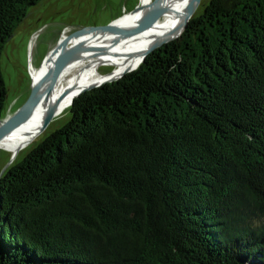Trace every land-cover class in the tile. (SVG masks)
<instances>
[{"label":"trees","instance_id":"16d2710c","mask_svg":"<svg viewBox=\"0 0 264 264\" xmlns=\"http://www.w3.org/2000/svg\"><path fill=\"white\" fill-rule=\"evenodd\" d=\"M37 1L0 0V59ZM69 110L0 177V264H264V0H210Z\"/></svg>","mask_w":264,"mask_h":264},{"label":"rangeland","instance_id":"374dc122","mask_svg":"<svg viewBox=\"0 0 264 264\" xmlns=\"http://www.w3.org/2000/svg\"><path fill=\"white\" fill-rule=\"evenodd\" d=\"M154 1L38 0L28 9L26 16L17 25L15 32L2 50L0 63L8 87V98L1 111V119L12 116L27 102L33 91V84L35 85V76L40 73V68L48 54L67 33L77 27L111 23L124 15L133 13L132 11L141 5H143L141 16L149 19L153 16ZM209 1L201 0L193 17L203 12ZM141 16L134 15L133 17ZM138 22L140 21L128 23ZM83 31L78 32L73 37ZM71 43L73 42H70L68 46ZM98 68L99 73L110 74L115 70L116 65L102 63ZM77 74L74 73L73 77ZM66 82L65 79L61 85H58L59 88L57 87V89L60 90ZM70 101L57 109V113L50 120L45 130L22 147L15 157H13L12 150L0 147V176L8 165L7 169L21 161L40 141L70 119V105H68Z\"/></svg>","mask_w":264,"mask_h":264},{"label":"bare ground","instance_id":"6f19581e","mask_svg":"<svg viewBox=\"0 0 264 264\" xmlns=\"http://www.w3.org/2000/svg\"><path fill=\"white\" fill-rule=\"evenodd\" d=\"M189 1L162 0L155 20L153 16L149 19L142 17V9L116 20L117 23L125 25L137 24L128 22L144 20V25L148 27V30L143 34L120 35L84 30L71 38L70 42L73 43L68 46L65 66L55 88L38 104L31 116L0 139V147L13 152L21 149L40 133V127L53 105H57L58 109L71 100L68 104L70 105L73 98L84 88L97 85L109 77H119L127 70L136 68L142 61L145 51L158 36L177 29ZM134 15L141 17H133ZM58 55V50H53L48 54L40 68V73L35 76L36 87L41 86L45 79L49 80L50 71ZM102 63H112L116 65V68L110 74H101L98 67ZM74 73H78L77 76L73 77ZM65 79L66 84L58 90V85H61Z\"/></svg>","mask_w":264,"mask_h":264},{"label":"water","instance_id":"95a60500","mask_svg":"<svg viewBox=\"0 0 264 264\" xmlns=\"http://www.w3.org/2000/svg\"><path fill=\"white\" fill-rule=\"evenodd\" d=\"M200 2H201V0H190L189 1V3L186 6V9L184 11L181 23L177 27V29H175L172 32L167 33L163 36H158L153 41V43L150 45V47L143 54L142 61L145 59V57L150 52H152L156 48L161 47L162 45H164V44H166V43H168L174 39H177L178 37H180L184 33V31L187 29L188 24H189L190 20L192 19L193 14H194V12H195V10H196V8ZM161 3H162V0H155L153 2V11L154 12H153L152 18L154 20L156 19L157 12L159 10ZM142 6L143 5L139 6L138 8H136L132 12H137L138 10H140L142 8ZM144 23H145V21L143 20V21L138 22L137 24L125 25V24H119L115 20V21L108 23V24H105V25H90V26L77 27V28L73 29L71 32L67 33L64 37H62L59 44L53 49V50H58L59 55H58V59L54 65L52 71H50L49 80L45 79L43 84L39 87H36L33 84V91L31 93V96L29 97L27 102L20 109H18L16 111V113H14L12 116H10L6 119H1V116H0V139H2L7 133L12 131L15 127H17L19 124H21L23 121H25L29 116H31V114L36 110L38 104L43 99L47 98L51 94V92L55 88V85L58 81L60 74L62 73V71L64 69L68 44L71 41V38L75 34H77L80 31H83V30H92V31L101 32V33H114V34H120V35L143 34L144 32H146L148 30L147 29L148 27H146L144 25ZM136 68H132V69L127 70L124 74L120 75L119 77H109L97 85H92V86L84 88L73 98L70 105H72L74 103L75 98L78 97L81 93H83V92H85V91H87L93 87L102 85L105 82L117 80V79L121 78L123 75H125L127 72L132 71ZM57 107H58L57 105H53L50 108L47 116L45 117V119H44V121L40 127V131H39L40 133H42L45 130V128L47 127L50 120L57 113ZM19 150L20 149H17L13 152V157H15L17 155ZM7 167L3 170L1 176L5 173Z\"/></svg>","mask_w":264,"mask_h":264}]
</instances>
